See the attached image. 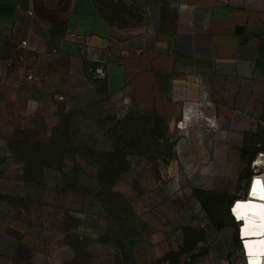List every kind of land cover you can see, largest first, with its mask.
<instances>
[{"label":"crops","instance_id":"obj_1","mask_svg":"<svg viewBox=\"0 0 264 264\" xmlns=\"http://www.w3.org/2000/svg\"><path fill=\"white\" fill-rule=\"evenodd\" d=\"M107 98L165 118L175 134L165 181L143 198L145 218L91 239L83 218L61 233L3 202L0 264H19L16 249L38 256L34 264H65L66 253L71 264H245L250 230L230 212L249 197L264 154V0H0V174L24 171L13 143L23 134L45 142L64 114ZM204 101L215 125L178 130L184 109ZM75 188L85 196L86 176ZM258 221L264 251V214ZM69 232L97 253L76 263Z\"/></svg>","mask_w":264,"mask_h":264},{"label":"rangeland","instance_id":"obj_2","mask_svg":"<svg viewBox=\"0 0 264 264\" xmlns=\"http://www.w3.org/2000/svg\"><path fill=\"white\" fill-rule=\"evenodd\" d=\"M62 119L58 127L45 129L51 132L45 142L31 134L13 142L24 171L0 174V206L4 202L12 216L61 233L83 218L91 239L103 227L131 231L132 223L145 218L143 198L161 188L172 159L175 134L166 119L122 98L75 109ZM6 129L0 125V132ZM259 140L264 146V138ZM85 169L87 174H81ZM81 175L89 182L85 196L75 188ZM73 233L65 241L75 248L76 263H83L84 256L97 253L96 244L85 248ZM14 253L19 264L27 257L33 264L40 263L28 251L16 249ZM63 257L65 264H71L67 253Z\"/></svg>","mask_w":264,"mask_h":264},{"label":"bare ground","instance_id":"obj_3","mask_svg":"<svg viewBox=\"0 0 264 264\" xmlns=\"http://www.w3.org/2000/svg\"><path fill=\"white\" fill-rule=\"evenodd\" d=\"M259 165H262V164H259ZM257 180L260 181L259 184H256ZM254 186H255V191L253 190ZM238 203L239 202H237L235 206ZM240 203L241 205L239 207H241L243 210L242 212H239L241 219L236 214H234L235 217L237 218V221H239L240 224H242V228L239 229V231L242 232V230L245 227V224L250 230L246 232L244 235L245 237L244 244H243L244 251L245 253H247V256H249V258H253V259L260 258L261 259L260 264H262L263 258L260 257V255L262 252L264 254V251H262L263 242L260 241V239H258V237L262 234V231H260V228H259L258 220L260 219L262 214H264V208H262L260 211L259 207L257 208V210H255L254 206L256 208V203H259L260 207L261 206L264 207V175L254 177V181L252 182V185L250 187L249 197L247 196L246 200L243 202H241V199H240Z\"/></svg>","mask_w":264,"mask_h":264},{"label":"built area","instance_id":"obj_4","mask_svg":"<svg viewBox=\"0 0 264 264\" xmlns=\"http://www.w3.org/2000/svg\"><path fill=\"white\" fill-rule=\"evenodd\" d=\"M20 46L24 47V48L27 47L26 41H22L20 43ZM53 52H55V51H53ZM95 71L98 74L102 73L101 69H96ZM29 78L33 79V77H29ZM58 100L63 101L64 98L62 96H59ZM72 109H73V107L70 105H66V107H65L66 111H70ZM211 109H212L211 104L208 101H204L203 103H196V104L188 105L184 109L183 119L181 121H179L176 125L177 129L178 130H184L187 128V125H189L188 127L193 128V126L197 125L200 121L204 122L205 125L208 126L209 128H212L215 125V119H214V115L211 113L212 112ZM258 158H260V159L258 160ZM259 164H262V165H259ZM253 165H257V167H255V173L251 176L252 182L254 181L255 176L264 175V154H258L257 159L253 161ZM251 185H252V183H251ZM246 197H247V195L234 200L232 203V206H231L230 214L232 215L233 220L237 224V228H239V229L242 228V224H240V222L237 221V218L235 217V215L233 213V208H234L235 204L238 202V200L244 199ZM240 242H242V244H244V239H241ZM243 258H244L245 264H249V256H247V253L243 254ZM262 258H263L262 264H264V254H263Z\"/></svg>","mask_w":264,"mask_h":264},{"label":"snow or ice","instance_id":"obj_5","mask_svg":"<svg viewBox=\"0 0 264 264\" xmlns=\"http://www.w3.org/2000/svg\"><path fill=\"white\" fill-rule=\"evenodd\" d=\"M260 183V181L259 180H257L256 181V184H259ZM254 191H255V186H254V189H253Z\"/></svg>","mask_w":264,"mask_h":264}]
</instances>
